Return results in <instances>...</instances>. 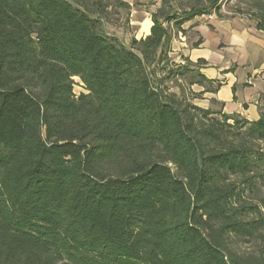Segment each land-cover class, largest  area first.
I'll return each mask as SVG.
<instances>
[{
	"label": "trees",
	"instance_id": "16d2710c",
	"mask_svg": "<svg viewBox=\"0 0 264 264\" xmlns=\"http://www.w3.org/2000/svg\"><path fill=\"white\" fill-rule=\"evenodd\" d=\"M219 2L160 0L126 45L104 28L120 0H0V264H264L235 251L264 243V107L164 85L216 91L199 63L165 70L171 33ZM237 2L264 34V0Z\"/></svg>",
	"mask_w": 264,
	"mask_h": 264
},
{
	"label": "crops",
	"instance_id": "0c3cea01",
	"mask_svg": "<svg viewBox=\"0 0 264 264\" xmlns=\"http://www.w3.org/2000/svg\"><path fill=\"white\" fill-rule=\"evenodd\" d=\"M120 1L128 10L133 7V0ZM136 1L144 4L148 0ZM131 10L130 22L141 33L135 39H140L148 34L154 12L139 18L138 12ZM182 28L192 33L189 46L185 37H178L175 43L180 48L172 50L181 52V64L185 60L199 63V72L208 81L205 87L216 90L193 85L199 97L191 103L202 109L218 108L221 113L237 114L248 121L258 120L259 109L264 107V34L255 29L254 21L246 15H202Z\"/></svg>",
	"mask_w": 264,
	"mask_h": 264
},
{
	"label": "rangeland",
	"instance_id": "374dc122",
	"mask_svg": "<svg viewBox=\"0 0 264 264\" xmlns=\"http://www.w3.org/2000/svg\"><path fill=\"white\" fill-rule=\"evenodd\" d=\"M156 3H159L160 7V1L158 0H148L147 3L141 4L138 3V1L133 0V7L130 8V10H122V9H115L113 8L111 10V14L109 15V23L104 24L105 30L111 34L116 36L121 42L128 45L130 40L132 38H137L140 36V31H138L137 25H132L130 22V12L131 9L135 10L139 14V18L145 17V13L148 15L151 13V11L155 12L156 9ZM237 0H220L218 3V7L220 8L219 13L221 16H231V15H243L239 14L237 12ZM206 16V15H205ZM142 30L146 33V29L142 28ZM149 32V31H148ZM189 30H184V33L182 34H175L171 33V41H170V48L167 50V59L170 60V63L168 65V69L165 71L172 69L173 66L176 65H184L185 61L183 63H180V60L184 57L182 56L180 58V51H173V48H180L176 47V41L178 37H185L186 44L189 46L188 42L191 39V35ZM175 77V78H174ZM172 77L168 78V80L165 81L164 85L168 88L169 93H175L177 95L183 93L188 99L193 102L194 99H198L199 95L197 93H194L193 90H197L196 87H189V75L185 74L183 76H178L177 74ZM178 80V81H177ZM181 86V87H179ZM193 88V89H192ZM73 91L76 95L83 92L82 85L80 84L79 80L76 78L74 79V86ZM214 112H219L218 108L212 109ZM264 145V144H263ZM257 195L261 198H264V190H260ZM264 248V243L261 242H238L235 244V251L238 254H250V253H257L260 249Z\"/></svg>",
	"mask_w": 264,
	"mask_h": 264
}]
</instances>
